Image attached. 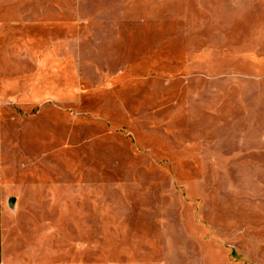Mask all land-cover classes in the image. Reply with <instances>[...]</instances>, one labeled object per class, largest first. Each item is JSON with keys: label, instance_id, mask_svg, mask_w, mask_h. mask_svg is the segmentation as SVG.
Masks as SVG:
<instances>
[{"label": "rangeland", "instance_id": "374dc122", "mask_svg": "<svg viewBox=\"0 0 264 264\" xmlns=\"http://www.w3.org/2000/svg\"><path fill=\"white\" fill-rule=\"evenodd\" d=\"M14 1L42 103L4 100L0 264H264V0Z\"/></svg>", "mask_w": 264, "mask_h": 264}, {"label": "crops", "instance_id": "0c3cea01", "mask_svg": "<svg viewBox=\"0 0 264 264\" xmlns=\"http://www.w3.org/2000/svg\"><path fill=\"white\" fill-rule=\"evenodd\" d=\"M17 5L14 0H8L6 9L0 13V263L3 256L1 219L9 199L2 183L4 100L8 97L17 105L42 103V36L31 34L28 27L42 25L44 7L38 5L40 18L31 19L29 10L16 9Z\"/></svg>", "mask_w": 264, "mask_h": 264}, {"label": "water", "instance_id": "95a60500", "mask_svg": "<svg viewBox=\"0 0 264 264\" xmlns=\"http://www.w3.org/2000/svg\"><path fill=\"white\" fill-rule=\"evenodd\" d=\"M14 201H15L14 198H12V197L9 198L8 201H7L8 206H9V207H13V205H14Z\"/></svg>", "mask_w": 264, "mask_h": 264}]
</instances>
